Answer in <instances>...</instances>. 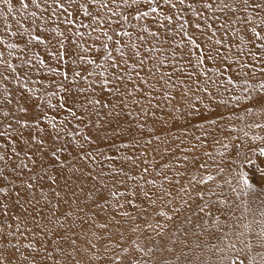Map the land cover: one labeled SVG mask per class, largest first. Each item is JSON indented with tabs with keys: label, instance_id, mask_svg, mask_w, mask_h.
I'll use <instances>...</instances> for the list:
<instances>
[{
	"label": "snow or ice",
	"instance_id": "obj_1",
	"mask_svg": "<svg viewBox=\"0 0 264 264\" xmlns=\"http://www.w3.org/2000/svg\"><path fill=\"white\" fill-rule=\"evenodd\" d=\"M14 3L21 17L31 18V24L25 27L16 19L19 27L13 31L5 20L3 31L16 39L0 35V217L4 218L0 219V264H13L18 255L23 257L20 264H37L21 248L43 252L39 264H60L44 246L45 238L54 236L51 242L58 245L54 251L65 255L59 245L67 244L71 249L67 256L79 257L75 264L85 258L88 264H264V167L250 175L243 165L253 161L240 143H233L238 138L214 137V145L232 150L226 166L213 160L217 176L227 167L231 179L225 178L224 184L231 195L210 188L209 182L216 177L208 172L211 152L202 151L211 134L206 129L223 131L225 116L218 113L200 120L205 111L227 110L230 104L235 109L241 101L251 102L245 116L257 106L264 110V0H0L7 13L13 12ZM9 81L18 87L10 90ZM233 89L240 94L223 96ZM177 95L187 111L177 105ZM201 95L209 101L203 110L191 102L201 101ZM130 105L137 108L133 123L139 130L162 108L171 106L179 114L171 119L174 127L184 131L182 136L171 137L174 147L167 138L155 135L152 127L147 128L148 139L143 134L132 138V147L142 149L140 156L165 145L170 163H162V171L153 167L152 172L168 187L157 184L155 178L145 179L151 174L149 167L142 168L137 179L114 166L116 155L93 147L96 140L87 131L89 125L99 127L119 122L121 116L132 117ZM233 115L234 110L227 119ZM180 119L186 123L176 124ZM189 125L205 130V138L194 136L196 143L184 147ZM249 127L264 128V124ZM251 140L264 145V137L253 135ZM73 145L78 149L73 160L85 162L80 167L69 165L65 157V153L72 155L69 148ZM120 148L128 149L129 144L121 143L117 152ZM257 151L264 156V146L248 149ZM219 155L223 161L225 152ZM121 159L139 167L132 155ZM107 161L112 163L105 171ZM57 169L79 173L78 179L93 182L87 192L83 184L70 187L67 179L64 188L71 191L77 213L84 214V218L78 216L80 223L86 219L92 227L105 230L103 235L93 232L88 238L83 230L74 232V225L66 227L72 211L64 213L65 222L58 220L56 210L68 201L67 193L62 195L55 187L59 179L52 173ZM172 171L174 176L168 174ZM128 181L134 186H128ZM45 185L48 192H44ZM76 187L97 209L95 214L84 212L90 206H80ZM194 203L199 223L185 229L182 225L193 221L188 217L180 221L179 215L193 211ZM17 206L25 219L14 217L18 222L13 230L7 218ZM106 210L108 219L96 224ZM149 215L157 219L150 221ZM27 216H31L32 236L41 237L39 245L20 242L30 231ZM138 220L144 221V229ZM122 222L134 225L128 229L133 235L151 230L160 239L126 238L120 230ZM21 225H25L23 230ZM81 234L85 235L83 245L78 243ZM204 237L215 243H205ZM205 250L215 259L202 258Z\"/></svg>",
	"mask_w": 264,
	"mask_h": 264
},
{
	"label": "rangeland",
	"instance_id": "obj_2",
	"mask_svg": "<svg viewBox=\"0 0 264 264\" xmlns=\"http://www.w3.org/2000/svg\"><path fill=\"white\" fill-rule=\"evenodd\" d=\"M53 26H56V25H53ZM124 39L126 40L127 38H124ZM40 50L42 51V48ZM13 59L17 64H19L18 59H16L15 57ZM243 59L244 58L241 57V60H243ZM52 63H54V62H52ZM163 70H168V69L164 68ZM255 79H257V80L260 79L259 74L256 75ZM233 93L240 94L238 89H234L231 92H228V94H226L225 97L230 96ZM196 94L200 95L199 93H196ZM108 99H111V97H108ZM207 101H208L207 99L206 100L204 99L203 102L202 101H196L195 99L191 100L192 103L197 104V106L199 108H201L202 110H203L204 102H207ZM177 105L181 106L183 110L187 111L186 107H184V100L181 99L179 95H177ZM246 106H251V102H248V104L240 103V105L238 107H235V109H233V105L230 104L229 109H227V110L224 109L223 107H221V108L215 109L211 112L205 111L204 116L200 117L201 121L204 120L205 118L209 117V116H211L212 118H215L218 113H223L225 116V119L221 121V127L223 128V131H221L219 127L212 128V129H206L208 132L211 133L206 138L203 136V133L205 130L197 129L192 125H189V127L187 128L188 135L185 138L186 143H185L184 147H190L192 143H196V141L193 139L194 136H202V138L206 139V144L203 147L202 151L211 152L213 159L208 160V163L210 165L208 172L216 177V180L214 182H209L208 186L210 188H212L213 190H215L216 192H222L223 194L231 195L228 191V186L224 184L225 178L231 179V177L227 176V167H226L225 173H221L220 175L217 176L216 168H215V164H213V160H215L218 163H221V166H226L227 159H228V153H230L232 150H231V148L228 150H225V149L221 148L219 145H214L212 143V140L214 137H218L221 140H223V138L225 136L238 138V140L233 141V143H237V142L240 143L243 146V150L248 153L251 160L253 161V163H251V164L245 163L243 165V168L245 170H247L250 175L252 173H254L258 167H264V156H261L258 151L255 153L248 152V149L250 146H255V145L264 146L261 144L260 141H252L251 140V137L253 135H258V136L264 137V128L253 127L252 131H248V128H250L249 125H254L257 123L264 124V110H261V108L259 106H257L251 115L245 116V107ZM130 107L132 108V111H133L132 117L121 116L119 118V122H117V120H113L111 123L104 122L99 127L89 125L87 131L92 135L93 139H96L99 136L103 139H106V140L108 139V141H103L102 143L94 145L93 147H98V149L101 151H104V153L106 155H116L117 159L115 161L114 166L117 168H121V167L124 168L125 172H129V174H131V175H136L137 179H139L138 174H139L140 170L144 167H149L151 174L150 175L146 174L145 179L155 178L157 180V184L163 183L165 187H168L167 182L163 181L162 177H155V173L152 172L153 167H155V169L157 171H162V169H161L162 163H165V162L170 163L168 157L164 154V151H163L165 145L161 144L159 146V151H156V152L152 151V149H148L145 156H140V151L142 149H140L138 147L137 148L132 147V138L133 137L139 138L143 134V138L148 139L150 137V134L147 132V128L152 127L154 129L155 135H160L162 138H167L170 141L169 146L174 147V145L171 144V137L172 136H182L183 131H184L183 129L174 127V123L171 119L172 116L179 115V114L175 113L171 106H169L167 108H162V109L157 111L156 117H154V118L149 117L148 118L145 129L139 130V129H137L136 125L133 123V120L135 119V113L137 111V108L135 106H132V105H130ZM233 110L235 111V115H233L232 119L229 121L227 119V116H228L229 112H231ZM242 110H243V112H242ZM241 117H244V119H241ZM175 123L178 125H183L186 123V121L184 119H182V120L180 119L179 121H176ZM195 123H196V121L192 122V124H195ZM244 132H249L248 137L243 136ZM105 134H106V136H105ZM109 135L114 137V140H110L108 137ZM178 142L179 141H177V143ZM121 143L129 144V148L128 149L120 148L119 152H117V148H119V145ZM112 144H115V147L110 148L109 145H112ZM153 147H155V145H153ZM69 151L72 152L71 156H69L67 153H65V157L67 158V163L69 165L75 163L76 167H80L81 165H83L85 163V162L80 161L78 159L73 160V156H75L76 151H78V149L74 150V145L69 148ZM220 152H225V158L223 161H221V157L219 155ZM198 154H201V153H198ZM127 155H132V156L137 158L136 163L139 165L138 168L134 167L131 162L124 161L121 159V157L127 156ZM202 159H208V158L202 156ZM144 160H147L148 163L147 164L143 163ZM45 163H47V160L45 161ZM109 163H112V162L111 161L104 162L105 171L108 170L107 165ZM0 166H2V165H0ZM65 172H66V169L64 170V173ZM64 173H60L59 170L57 169V172H54L52 174L57 175L58 179L61 177L60 178V180H61ZM168 174L171 176H174L175 173H174V171H172V172H168ZM14 175L15 174L13 173L10 176V179H13ZM25 175H27V173H25ZM60 175H62V176H60ZM79 176H80V174L75 175L76 179L69 182L68 184L70 187L83 184L84 188H85V192H87L90 188H92L93 182L87 180L86 178L78 179L77 177H79ZM139 182L141 184L143 183V181H139ZM16 183H17V185H19V181H17ZM127 183H128V186H130V187L134 186L133 181H128ZM216 184H220L221 188H216ZM55 187H57V186H55ZM57 188H58V190H62V192L64 194L65 193H67V195L71 194V191H69L68 188H64V184L62 185V188H59V185ZM121 190H123V188H121ZM171 190L173 191V195H175V189H171ZM48 191H49V188L47 187V185H45L44 192H48ZM76 191L79 195L80 206L83 207L85 203H87L90 206L88 208H85L84 212H89V213L95 214L97 209L94 206H92V202L91 201H85L84 193H80L78 187H76ZM30 195H32V194L29 193V196ZM35 195L37 198H39L41 195L40 191L37 190ZM67 197H65V199L68 200V203H62L61 207L56 210L58 220L60 222H65L64 213H66L68 211H72L73 215L70 218H68V220L66 221V224H65L66 227L69 225H74V227H73L74 232L81 233L83 230V232L88 235V238H92L91 233H93V232H95L97 235H103L105 230L92 227L86 219H85V222L83 224L80 223V219H78V216L80 218H84V214L83 213L78 214L76 211V204L71 202V198L67 199ZM221 198H223V195L221 196ZM41 203H43V202H41ZM53 203H55V200H53ZM100 203H103V201H101ZM110 203H111V201H109V204ZM138 203H139V201H138ZM175 203H176L177 207L180 206L179 199H177V201ZM195 203H200V202L197 200ZM195 203L193 204V211L184 210L180 215H182V214H185L187 216L195 215L197 213L195 211ZM25 207H27V205H25ZM141 207L143 208L144 205L141 204ZM46 211H48L47 208H45L44 212H46ZM150 211L151 210H149V212ZM11 213H12L11 217H9L7 219H8V222L14 226L13 230H15V225L18 221L16 219H14V217H19L21 220L25 219V218H22V215L24 216L23 209L20 208L19 206H17L15 208L11 209ZM132 214L135 215V213H132ZM108 215L109 214H108L107 210L103 213H100L99 216L96 218L95 223L96 224L104 223L108 219ZM180 215H179V218H180ZM27 217L31 218V216H27ZM0 219H4V218L0 217ZM117 219L119 220L120 217L117 216ZM148 219L150 221L154 222L157 218L149 215ZM137 223L140 224L141 229H144V221L143 220H138ZM161 223H163L162 219H161ZM131 226H134V225H129L127 223L122 222V227L120 230L124 232V235L126 238L130 237L132 240L139 239L141 242H143L145 237H147V236H151V238H153L157 241L160 239V237H156L154 233H151V230H144L143 236L133 235L130 231H128V229ZM23 229H24V226L21 225V230H23ZM111 230L115 231V229H111ZM63 234H64L63 229H60L59 235H63ZM53 239H55V236L45 238L44 246L48 249V251H51V249H52L53 243L51 241ZM164 239H167V237H165ZM84 240H85V235L81 234L78 243L83 245ZM29 241H34L39 245L41 242V237L34 238V237L27 235V239L21 238L20 242L21 243H28ZM129 243H130V241H129ZM67 248H68V251L70 252L71 249L69 248L68 245H67ZM21 251H24V254L29 256L30 259L34 258L37 261V264H39V262L41 261V258L44 256L43 252L36 253L32 250L25 251L23 248H21ZM53 255H54V259H55L57 257V255L55 253H53ZM77 259H79V257L69 258L67 256V257H58L56 260L60 261V264H75V261ZM21 260H23V257L18 255L17 259L14 260L13 264H20ZM47 264H53V262L48 261ZM80 264H88L87 259L85 258V259L80 260Z\"/></svg>",
	"mask_w": 264,
	"mask_h": 264
},
{
	"label": "bare ground",
	"instance_id": "obj_3",
	"mask_svg": "<svg viewBox=\"0 0 264 264\" xmlns=\"http://www.w3.org/2000/svg\"><path fill=\"white\" fill-rule=\"evenodd\" d=\"M13 12L12 13H7V7L6 6H4V5H0V13H4V14H6V15H0V35H4L5 36V38L6 39H9V40H11V41H15V37H8L6 34H5V32L3 31V29L5 28V20H7V24L8 25H10L11 26V30H13V31H15V30H17V28L19 27L17 24H16V19H19L20 21H21V23H23L24 25H25V27H28L30 24H31V18H28V19H25L24 17H21L20 16V13H19V11H18V9H19V5L17 4V3H14L13 4ZM33 10V9H32ZM35 10V9H34ZM13 17H15V19H13ZM42 48V47H41ZM42 50H43V48H42ZM235 49H233V51H234ZM17 55H19V53H17ZM244 58V57H243ZM50 63H52L51 61H50ZM233 67L234 68H236V65H233ZM9 83V88H10V90L11 89H13V88H17L18 87V85H16V84H12L11 83V81H9L8 82ZM29 84H30V82H29ZM30 86H33V87H35V85H31L30 84ZM234 90V89H233ZM3 91V89L2 88H0V92H2ZM221 91H223V90H221ZM226 94H228V93H223V96L225 97V95ZM230 95V94H229ZM228 96H226L225 98H227ZM206 100L207 98L206 97H204L203 95L201 96V101L203 102V100ZM208 100V99H207ZM205 103H209V101H207V102H204V104ZM240 103H246V104H248V102L247 101H241ZM185 111V110H184ZM241 112V111H240ZM242 112H243V110H242ZM240 115V114H239ZM242 115V114H241ZM182 120V119H181ZM173 124V123H172ZM253 130V127H250V128H248V131H252ZM249 133V132H248ZM105 136H106V134H105ZM109 137V139L110 140H114V137H112V136H108ZM94 140H96V145L97 144H100V143H102L103 141H108V139L106 140V139H103V138H101L100 136L99 137H97L96 139H94ZM64 173V172H63ZM79 173H76L75 175H78ZM75 175H72L71 173H69L68 172V170L66 169V172L63 174V176L62 175H60V176H62V179L60 180V178H59V188H62V185L63 184H65V181H66V179H67V181H68V183L69 182H71V181H73L74 179H76L75 178ZM85 180V179H84ZM77 181V180H76ZM78 182V181H77ZM76 182V183H77ZM58 187V186H57ZM65 192V191H64ZM62 195H64V193L62 192ZM31 196V195H30ZM36 196V195H35ZM69 198H68V197ZM66 197H67V199H70L71 198V194L70 195H67ZM68 201V200H67ZM45 210V209H44ZM22 213V212H21ZM45 213H48V211H46ZM199 215V213H196L195 215H190V216H187V215H185V214H182V215H180V218H179V220L180 221H183L184 220V218L185 217H188L190 220H192L193 221V223L192 224H188V223H184L183 225H182V227L183 228H185V229H189V230H191L192 228H193V225L194 224H196V223H199V221L196 219V217ZM22 218H25V216H23L22 215ZM27 221H28V223H27V225H26V227L30 230L28 233H27V235L28 236H31V237H33L32 236V233H31V229L33 228V224H32V221H31V218L30 217H27ZM24 227H25V225H23ZM171 226V225H170ZM14 227V226H13ZM50 227H51V225H50ZM57 228H58V225H57ZM40 236H36V237H34V238H39ZM39 240V239H38ZM204 242L205 243H215V241L214 240H211V238H209V237H204ZM57 244L56 243H53V246H52V249H51V251L53 252V253H55L56 255H57V257L55 258V260L58 258V257H67V253H69V251H68V248H67V245L66 244H64V243H60V247H62L63 249H64V252H65V255H61L60 253H58V252H55L54 251V249H56L57 248ZM54 256V255H53ZM204 257H207L208 259H210V260H214L215 259V256L214 255H212L210 252H208L207 250H205L203 253H202V258H204Z\"/></svg>",
	"mask_w": 264,
	"mask_h": 264
}]
</instances>
